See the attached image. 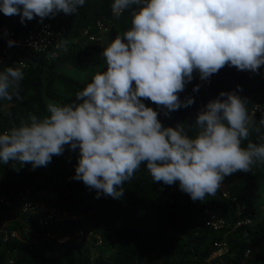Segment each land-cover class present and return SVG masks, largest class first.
<instances>
[{
	"label": "clouds",
	"instance_id": "1",
	"mask_svg": "<svg viewBox=\"0 0 264 264\" xmlns=\"http://www.w3.org/2000/svg\"><path fill=\"white\" fill-rule=\"evenodd\" d=\"M84 3L2 0L0 12L19 15L21 24L42 22L57 12L75 14ZM133 4L140 7L131 12V28L103 48L106 70L92 74L70 103L49 101L48 115L30 114L0 133V162L46 167L67 145L79 150L71 179L95 189L97 198H121L124 182L143 163L153 181H178L193 201H203L216 195L226 176L264 163V144L241 146L251 124L246 98L221 91L224 99L209 101L197 114L193 138L182 124L163 127L141 98L168 115L194 102L177 96L194 70L205 82L226 64L256 73L264 65V0H113L112 14L119 17ZM22 67L0 71V100H22Z\"/></svg>",
	"mask_w": 264,
	"mask_h": 264
},
{
	"label": "trees",
	"instance_id": "2",
	"mask_svg": "<svg viewBox=\"0 0 264 264\" xmlns=\"http://www.w3.org/2000/svg\"><path fill=\"white\" fill-rule=\"evenodd\" d=\"M112 3L113 0H85L75 14L57 12L51 18H44L42 22H49L53 28L64 27L74 36L84 33L76 38L69 36L66 50L60 49L54 55L26 53L9 46L3 31L20 35L42 22H38L37 17L21 24L19 15L5 16L0 12V71L23 65L24 73L19 89L22 100L15 97L11 102L0 100V133L27 120L30 114L38 118L48 115L46 105L49 101L61 105L70 103L90 82L91 79L76 80L60 72L58 67L69 64L79 71L93 68L103 60V48L131 28V12L138 10L140 5H130L119 17H114ZM102 29L104 41L100 38ZM195 85H199L198 91H193ZM221 91L235 92L246 98L251 124L249 137L241 146L246 147L249 141L264 144V124L261 123L264 121V76H260L259 70L256 73L240 71L226 64L207 82L200 79L198 70H194L192 80L177 93L179 100L192 98L194 102L168 115H164L167 110L163 106L141 99L145 106L157 112L163 127L175 128L182 124L193 138L198 131L194 124L197 114L209 101L224 99L219 97ZM254 107L257 110L252 112ZM78 156V149L69 150L65 145L63 153L52 156L46 167L33 169L30 164L0 162V196L5 195L10 202L5 205L0 201V224L7 210L14 202L23 200L20 197L23 196L69 215L91 217L101 246L111 249L107 256H92L90 245L82 239L63 250V264H201L220 241H225L228 247L222 264H264V213L257 203L259 185L264 181V163L257 162L250 172L231 174L242 186L239 194L226 196L219 189L216 195L206 196L203 201H193L179 189L178 181L173 185L153 181L142 163L133 177L124 182L123 196L113 199L103 194L97 198L95 189L71 179ZM205 210L225 219L226 225L213 229L207 222ZM27 217L22 218L30 222ZM31 224L35 236L41 240L39 244L31 239L32 234L23 231L20 220L9 221L3 226L0 264H57L54 244L46 237V233L52 231ZM13 231L18 235L10 236Z\"/></svg>",
	"mask_w": 264,
	"mask_h": 264
},
{
	"label": "built area",
	"instance_id": "3",
	"mask_svg": "<svg viewBox=\"0 0 264 264\" xmlns=\"http://www.w3.org/2000/svg\"><path fill=\"white\" fill-rule=\"evenodd\" d=\"M2 3V0L0 1ZM3 37L9 41H14L15 43L12 45L15 49L26 52V53H51L55 54L58 50H60L62 44L69 37V33L64 27L53 28L49 23L42 22L39 25H32L28 28L24 33L17 35L13 31H3ZM93 38V37H90ZM2 58H0V62ZM259 70V74L261 77L264 76V65H261ZM257 70V72H258ZM257 110V107H254L252 112ZM0 201H3L5 205H9V199L5 197V195L0 196ZM38 207L36 201L24 199L21 200L20 210L22 214H33V210H36ZM207 216V222L212 226L213 229H219L226 225L225 219L217 218L213 213L209 210H205ZM74 215H69L67 212L52 208V210L47 213L46 218L48 220L63 218H73ZM245 223V221L243 222ZM39 226H44L43 221L38 220ZM240 224V223H238ZM3 224H0V231L4 230ZM68 234V233H67ZM54 235L51 232L46 233V237L51 239L53 243L64 245L71 243L72 239L75 237L82 238L84 240L90 241V243L95 245H101V239L98 234H96L93 230H85L82 226L78 227L75 231V235L73 238H70L69 235ZM17 232L13 231L10 233V236H17ZM228 251V247L225 241H220L216 244V249L203 261L201 264H222V256L225 255Z\"/></svg>",
	"mask_w": 264,
	"mask_h": 264
},
{
	"label": "rangeland",
	"instance_id": "4",
	"mask_svg": "<svg viewBox=\"0 0 264 264\" xmlns=\"http://www.w3.org/2000/svg\"><path fill=\"white\" fill-rule=\"evenodd\" d=\"M80 35L82 36L84 35V33L78 32L76 33L75 36L71 33L69 34L70 37H75V38ZM103 37H104V29L101 30V34H100V38L102 39V41H104ZM62 45L63 47L61 46L60 49H65L67 45V40ZM105 67H106V64L103 59L98 65L94 66L93 68L87 71H79L69 64L60 65L58 67V70L76 80L86 81V80L91 79L92 74H94L96 71H101ZM220 190L226 196H235L241 192L242 186L236 178L229 175V176H226L221 182ZM20 197L21 199L24 198L23 196H20ZM36 202H37L38 207L36 208V210H33L32 212L33 214L32 215L30 214L31 216L29 214L26 215V216H29L27 218L30 220V222L23 219L26 216H22L23 214L21 213V210H20L21 200H19L17 202H14L12 207L9 210H7L5 217L2 219V222H3L2 224L6 225V223H8L9 221L13 222L14 220H20L22 222L23 231H25L29 235L32 234L31 239L38 244L41 242V240H39L37 236H35L36 231L32 227L31 222H33L34 225L39 226L40 224H38V220L40 219L43 221V224H44V227L43 226L41 227L51 230L52 231L51 233L54 235H62V234L68 233L67 235H69L70 238H73L75 235V231L77 230L78 227H81V226L85 230H93L91 217L83 218L82 216L74 215L75 216L74 219L73 218H68V219L58 218V219L48 220L46 216H47V213L49 214L52 208L48 207L47 203H42L39 201H36ZM257 203H258L259 210L262 213H264V181H262L259 185V194H258ZM6 215H10V217L7 218ZM76 241L77 242L82 241V238L75 237L74 239H72L71 243L76 242ZM83 241L90 245L92 256H95L97 254H102L104 256H107L108 254L111 253V249H108L107 247L92 244L90 243V241H87L84 239ZM71 243L67 245L66 244L59 245V244L53 243L55 247L56 257H57L56 259L57 264H63V260H62L63 250Z\"/></svg>",
	"mask_w": 264,
	"mask_h": 264
}]
</instances>
